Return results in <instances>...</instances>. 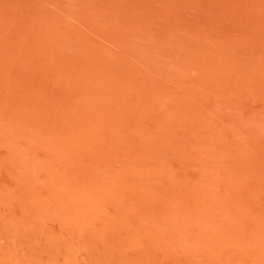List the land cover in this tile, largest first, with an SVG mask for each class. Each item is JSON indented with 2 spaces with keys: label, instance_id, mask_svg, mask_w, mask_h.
Masks as SVG:
<instances>
[{
  "label": "rangeland",
  "instance_id": "rangeland-1",
  "mask_svg": "<svg viewBox=\"0 0 264 264\" xmlns=\"http://www.w3.org/2000/svg\"><path fill=\"white\" fill-rule=\"evenodd\" d=\"M0 264H264V0H0Z\"/></svg>",
  "mask_w": 264,
  "mask_h": 264
}]
</instances>
